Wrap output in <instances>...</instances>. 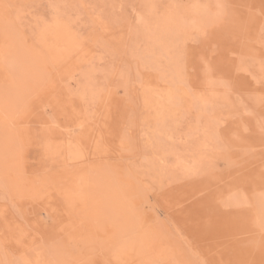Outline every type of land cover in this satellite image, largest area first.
<instances>
[{
	"label": "rangeland",
	"instance_id": "374dc122",
	"mask_svg": "<svg viewBox=\"0 0 264 264\" xmlns=\"http://www.w3.org/2000/svg\"><path fill=\"white\" fill-rule=\"evenodd\" d=\"M0 264H264V0H0Z\"/></svg>",
	"mask_w": 264,
	"mask_h": 264
},
{
	"label": "bare ground",
	"instance_id": "6f19581e",
	"mask_svg": "<svg viewBox=\"0 0 264 264\" xmlns=\"http://www.w3.org/2000/svg\"><path fill=\"white\" fill-rule=\"evenodd\" d=\"M194 3V2H193ZM192 4V3H191ZM195 6V5H194ZM174 11V10H173ZM178 11V10H177ZM201 12V11H200ZM183 13V12H182ZM181 16H184V15H181ZM217 16V15H216ZM180 17V16H179ZM178 19V18H177ZM181 22V20H180ZM165 24V23H164ZM186 26V25H185ZM184 30V29H183ZM168 42V41H167ZM170 43V42H169ZM164 47V46H163ZM169 57V56H168ZM167 59V58H166ZM245 123V122H244ZM203 131V130H202ZM191 136V135H190ZM196 138V137H195ZM171 140V139H170ZM179 140V139H178ZM197 157V156H196ZM175 165V164H174Z\"/></svg>",
	"mask_w": 264,
	"mask_h": 264
}]
</instances>
